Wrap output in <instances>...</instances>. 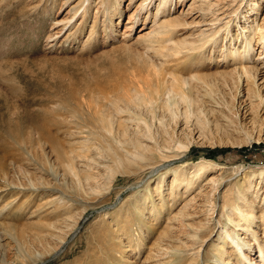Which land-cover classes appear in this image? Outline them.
<instances>
[{
    "label": "rangeland",
    "instance_id": "rangeland-1",
    "mask_svg": "<svg viewBox=\"0 0 264 264\" xmlns=\"http://www.w3.org/2000/svg\"><path fill=\"white\" fill-rule=\"evenodd\" d=\"M166 2L0 0L1 264H264V174L246 192L254 237L221 232L264 169V0ZM97 119L120 155L134 143L150 158L116 167Z\"/></svg>",
    "mask_w": 264,
    "mask_h": 264
},
{
    "label": "bare ground",
    "instance_id": "bare-ground-1",
    "mask_svg": "<svg viewBox=\"0 0 264 264\" xmlns=\"http://www.w3.org/2000/svg\"><path fill=\"white\" fill-rule=\"evenodd\" d=\"M167 0H160V4L161 6H165V4L167 3L166 2ZM117 0H114V4H116ZM110 3V2H109ZM119 4V3H118ZM111 8V7H110ZM115 8V7H114ZM112 9V8H111ZM112 11V10H111ZM176 26L178 25H175V26H168L170 28H175ZM226 28V25H224L223 27L217 29L215 32H214V35L213 37L217 36L219 33L223 32L224 30H222L223 28ZM213 37L210 36L211 39H209L210 41H212ZM208 39H205V41L203 42V45L201 48H198L199 50L203 49V47H205V45L207 43H209L210 41ZM208 40V41H207ZM245 43L240 45V46H232L231 49L229 51H226V53L223 55V59H226L228 57H231V56H235V53L237 55H239V57L242 55H245L246 54V50H247V47L249 45V42H251V40L249 39H246L244 41ZM208 45V44H207ZM263 45H264V40H263ZM244 47V48H243ZM195 48H191L190 50H195ZM196 49V50H198ZM202 57V56H201ZM239 60V59H238ZM239 64V69H240V72L241 73H246L247 75L250 74V69L249 67L246 66V62H238ZM229 72V71H228ZM235 72V71H234ZM232 73V72H230ZM229 73H227L226 75H224V77H228ZM233 74V73H232ZM230 74V75H232ZM223 77V76H221ZM229 78H231L229 76ZM226 79V78H225ZM227 81V80H226ZM204 83V82H203ZM228 83V82H227ZM206 85H209V83H207ZM207 87V86H206ZM210 87V86H209ZM146 101V100H145ZM174 105V104H173ZM206 115V114H205ZM197 117V116H196ZM195 117V118H196ZM198 118V117H197ZM196 118V119H197ZM216 118V117H215ZM198 119H202V120H198ZM198 125H204L205 122L203 121V118H198ZM226 119V118H225ZM106 120V119H105ZM186 120H188V117H186ZM196 120V121H197ZM186 122V121H185ZM208 122V121H207ZM206 122V123H207ZM226 122H229V119L227 120L226 119ZM231 122V121H230ZM208 124V123H207ZM206 124V125H207ZM218 124V123H217ZM202 125V126H203ZM205 125V126H206ZM219 125V124H218ZM227 125V124H226ZM230 125V124H228ZM145 128L148 130L149 127H148V124L145 122L144 124ZM201 127V126H200ZM216 127V126H215ZM220 128V126H218ZM222 127V126H221ZM224 127V126H223ZM222 127V128H223ZM229 127V126H228ZM225 128H227V126H225ZM39 129V128H38ZM205 129V128H203ZM218 129V128H216ZM228 129V128H227ZM226 130V129H225ZM109 131V130H108ZM107 131V128H106V124L105 122H103L102 119H97V121H94L93 125H92V129L90 131V135L96 139V141L99 142V145L100 144H103V146L105 147V150L109 153L111 159H112V162L113 164H115L116 167H119V168H126L128 169V167L130 168V166L132 164H136L135 161H140V160H144V159H149L150 157L148 155H145L144 153L148 152V153H153L152 150H147V148H143L141 145L139 144H135L132 143V146H133V149L136 151V154H133L132 152H130L129 150H126L124 149V153H122L121 155L119 154V151L118 149L116 148H113L111 147L110 145V142H108L106 139V136L104 135V132H108ZM223 131V130H222ZM110 135V134H109ZM13 136V135H12ZM172 143V141H171ZM108 145V146H107ZM177 145V146H176ZM175 145L176 149L178 150L179 154L180 152H185L187 150V147L183 144H179L177 143ZM102 146V145H100ZM102 146V147H103ZM165 147V146H164ZM189 148V147H188ZM83 150H85L86 152H88V147L87 146H82ZM167 149V148H166ZM140 151V152H139ZM159 152V151H158ZM73 153V152H72ZM157 153V152H156ZM182 154V153H181ZM156 155V154H155ZM60 157V156H58ZM166 158V157H165ZM152 159V158H151ZM71 160H72V157H71ZM72 162V161H71ZM64 165L66 166V169L69 171L68 173H71L77 180L76 181H79L78 183H84L86 185L89 186V183L90 181H95V177L92 175V174H84L82 176H80L79 174H77V172L74 170L75 168H73V166L71 164H68V162H65ZM194 168L197 169V172H195L191 177H188V180L189 182L193 181V178L196 177L197 175H199V173L203 172V171H206L208 170L209 168L213 167V164H211L210 162L208 161H199L197 163H195L194 165ZM64 168V167H63ZM65 169V170H66ZM177 172H182V171H177ZM182 175L181 176H184L185 174L184 173H181ZM264 174V169L262 170H259L258 173H254V172H247L246 176H244V180H245V183H243L242 185H244L242 188H236L234 193H235V196L232 198V203L230 204V208L232 210V212L234 211V219L232 217H228L227 218V222L229 224H233V227L235 228L234 230H229L228 229H224V228H221V232L225 234H227V238L231 235H237V231L239 230H243V232L245 233V235L249 234L250 236L254 237V231L252 230V228H250V225L253 224V220L255 219V216L253 215V205H254V200H251V201H247L248 203L245 204V201L247 200L246 198V192L249 191L251 188H253V180L254 178H261V176ZM80 176L81 179L78 177ZM179 176V177H181ZM187 177V176H186ZM182 178V177H181ZM186 179V178H185ZM178 179L176 178L175 181L172 182V185L175 184V182L177 181ZM187 180V179H186ZM179 183H181L183 181V178L178 180ZM186 183V182H185ZM190 184V183H189ZM233 194V193H232ZM251 195V194H250ZM149 196V195H148ZM231 196V195H230ZM231 199V197H230ZM226 204V203H224ZM224 204L222 205L224 207ZM241 204V205H239ZM257 217V216H256ZM257 219H259V221L263 224L264 223V207L262 208L261 210V213L260 215L257 217ZM227 223V224H228ZM228 224V225H229ZM255 224V223H254ZM221 234V233H220ZM222 236H224L223 234H221ZM9 236L11 238H13L16 242V248H17V254L20 255V257L22 258V261L23 259L25 260H28L29 258L27 257V253L29 250H26L24 252L23 250V246L24 244L23 243H20L19 239L20 238H15L16 236L12 233L9 234ZM236 237V236H235ZM21 240V239H20ZM226 240V239H225ZM224 242V241H223ZM245 243H243L242 246H249L250 245V241L248 239V237L246 238V241H244ZM242 246L241 247H236V251L235 252H241L242 251ZM29 249V248H28ZM259 249V254L260 255H263V250H262V247L259 246L258 247ZM234 252V253H235ZM225 255V252H223L222 254H220L218 256V260L221 261L222 263H224L225 261H222V256ZM235 257V261L239 264L241 263V261L243 259H245L247 257V255H243V258H241L240 260L238 259L237 256H234ZM247 259V258H246ZM252 260V259H251ZM1 264V262H0ZM180 264H183L182 262Z\"/></svg>",
    "mask_w": 264,
    "mask_h": 264
}]
</instances>
